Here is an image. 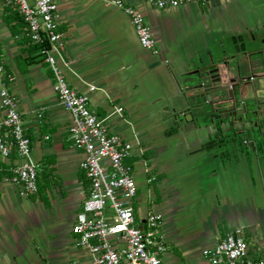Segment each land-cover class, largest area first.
Masks as SVG:
<instances>
[{
  "label": "crops",
  "instance_id": "obj_1",
  "mask_svg": "<svg viewBox=\"0 0 264 264\" xmlns=\"http://www.w3.org/2000/svg\"><path fill=\"white\" fill-rule=\"evenodd\" d=\"M123 1L145 16L156 51L140 46L122 9L100 0H56L64 42L57 63L70 86L89 96L108 132L133 145L138 223L152 212L162 216L164 264H208L203 250L235 229L242 230L250 254L263 258L264 154L254 145L257 136L241 137L248 142L243 146L221 145L208 119L198 126L178 113L180 86L201 62L204 69H219L225 83L238 80L230 58L233 35L264 51V0H210L166 10ZM24 33L23 22L0 10L5 72L32 141L31 158L48 186L20 196L10 181L20 161L15 154L0 156V264H92L72 232L87 196L83 154L66 139L70 114L54 91L48 64ZM263 67L257 60L246 74L261 76Z\"/></svg>",
  "mask_w": 264,
  "mask_h": 264
},
{
  "label": "built area",
  "instance_id": "obj_2",
  "mask_svg": "<svg viewBox=\"0 0 264 264\" xmlns=\"http://www.w3.org/2000/svg\"><path fill=\"white\" fill-rule=\"evenodd\" d=\"M100 1L122 9L135 29L140 46L156 51L154 33L138 9L123 0ZM140 1L157 10L210 2ZM7 8L17 9L22 16L26 24L24 37L31 44L42 46L54 91L71 117L66 139L83 154L81 170L88 186L72 226L75 245L88 251L92 264H164L162 258L167 247L160 231L162 216L149 213L142 225L136 218L138 186L129 163L133 145L108 132L104 118L90 106L89 96L70 86L57 63L64 42L58 27L56 0H0V10ZM11 84L0 43V156H17L20 163L13 168L10 181L20 196L29 197L38 191L39 165L31 158L32 141L26 133L18 99L10 90ZM116 111L122 113L123 109L118 107ZM202 254L208 264H264V257L250 254V245L241 229L226 232L213 248L203 250Z\"/></svg>",
  "mask_w": 264,
  "mask_h": 264
},
{
  "label": "flooded vegetation",
  "instance_id": "obj_3",
  "mask_svg": "<svg viewBox=\"0 0 264 264\" xmlns=\"http://www.w3.org/2000/svg\"><path fill=\"white\" fill-rule=\"evenodd\" d=\"M250 40L258 43L254 34L251 35ZM231 42L234 55L230 58L236 60V67L239 65L241 72L238 73L237 70L238 80L230 79L225 84L228 85L230 92L240 90L243 94L238 96L233 106L226 104L219 109L220 112L210 114L208 120L220 134L221 145H230L235 142L243 146L248 143L242 141L243 136L264 137V72L261 76L246 74L257 60L264 66V60L262 56H259L264 54V51L252 50L248 44L250 42L243 35H233ZM259 42L264 44V37ZM225 65L229 74L230 67L227 61Z\"/></svg>",
  "mask_w": 264,
  "mask_h": 264
},
{
  "label": "water",
  "instance_id": "obj_4",
  "mask_svg": "<svg viewBox=\"0 0 264 264\" xmlns=\"http://www.w3.org/2000/svg\"><path fill=\"white\" fill-rule=\"evenodd\" d=\"M206 66L203 62L200 63V69L207 68ZM200 69L186 77L184 87L180 86V111L178 113L185 122L198 126L202 118L208 119L210 114L220 112L219 109L226 104L233 106L238 96L243 94L240 90L229 91L219 69H204L203 71ZM237 70L238 73L241 72L239 65H237Z\"/></svg>",
  "mask_w": 264,
  "mask_h": 264
},
{
  "label": "trees",
  "instance_id": "obj_5",
  "mask_svg": "<svg viewBox=\"0 0 264 264\" xmlns=\"http://www.w3.org/2000/svg\"><path fill=\"white\" fill-rule=\"evenodd\" d=\"M5 16L7 18V16H14L19 22H23L25 25V30H26V24L22 18V16L18 13L17 9L15 8H7L5 9ZM27 43L29 44V47H31V50L33 52H37L39 53V55L43 58V53H42V46L39 44H31L27 39H26ZM254 145L256 146L257 150L264 154V137H254ZM48 185L47 184H42L41 180H40V174L38 175V191L36 194L41 193ZM34 194V195H36Z\"/></svg>",
  "mask_w": 264,
  "mask_h": 264
}]
</instances>
